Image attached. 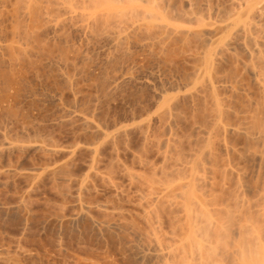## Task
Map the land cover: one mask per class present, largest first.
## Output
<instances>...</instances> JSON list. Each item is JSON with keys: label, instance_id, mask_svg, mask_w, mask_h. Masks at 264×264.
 Here are the masks:
<instances>
[{"label": "rangeland", "instance_id": "374dc122", "mask_svg": "<svg viewBox=\"0 0 264 264\" xmlns=\"http://www.w3.org/2000/svg\"><path fill=\"white\" fill-rule=\"evenodd\" d=\"M107 1L0 0V264H158L151 258L142 261L137 243L148 245L154 230L163 239L180 221V211L164 204L158 221L152 218L149 224L143 209L147 205L143 200L140 205L139 195L148 186L143 177L155 169L160 177L162 170L173 166L163 161L164 147L156 145L160 137L164 140L172 134L175 147L185 153L198 146L195 128L205 120L204 102L185 94L183 84L199 65L202 46L196 38L165 33L160 27L149 33L137 27L138 22L132 24L138 21L134 14L136 20L132 13L122 15L124 2ZM191 1L163 0V6L179 15ZM196 1L202 4L200 13L230 4L228 0ZM239 49L220 54L214 64L216 73L223 77L237 66L230 73L259 97L262 88L248 71L257 60ZM169 96H177L176 104L173 118L164 115L165 119L157 109L164 106L161 102H169ZM240 105L228 122L244 121L235 115ZM169 119L173 127L169 129L175 128L172 132L166 130ZM122 127L124 132L119 131ZM232 134L228 140L236 153L230 156L219 149L222 158H233L238 172H244L236 189L226 182L228 189L242 191L235 199L239 206L232 210L242 222L244 215H251L254 252L264 257V139L250 137L256 144L243 133ZM129 172L141 177L132 181ZM242 199L246 210L239 212ZM220 200L237 204L231 196ZM116 221H122V228L106 226Z\"/></svg>", "mask_w": 264, "mask_h": 264}, {"label": "bare ground", "instance_id": "6f19581e", "mask_svg": "<svg viewBox=\"0 0 264 264\" xmlns=\"http://www.w3.org/2000/svg\"><path fill=\"white\" fill-rule=\"evenodd\" d=\"M119 1L120 2L122 1L126 4V8H125L126 10L122 11L123 9L122 10L120 9L121 12H123L122 15L124 16L128 15L127 12L132 13L130 15L134 14L138 21H134L132 22V24L138 22L139 24L138 23L136 24L138 25L137 27L142 26L143 28H147L148 32H149V29H151L152 31L154 30L155 27L156 28L160 27V30L162 31H165L166 29L165 33H167V31H172L175 34H178V33L184 34L186 37H192L194 40L196 38L200 42V45L202 46V48L199 49L198 54L196 53L199 59V65L197 64L196 65L199 67L196 66L195 68H193L195 70V71L192 70V72L194 71L193 77L191 76V78H189L188 80L186 79L187 83L183 84V89H187L188 91L185 94L188 95L189 93L191 96H198V98L199 97L202 98L203 99L202 101L204 102L201 104H204L202 114H203V117H205V120L202 122V124L200 123L201 125H198V127L195 126L196 127L195 132L197 133V138L195 139H196V143H198V146L196 147V149H193V150L190 148L191 149L190 151H188L187 149L188 151L187 153L180 150V147L179 148L175 147L176 139L172 134H170L173 130V129L172 130L170 129L173 127L169 125V123L171 122L168 123V121L170 120L172 121V119L167 120V122H165L166 124H168V127L166 130L171 131V132H168L170 136L168 137V135L166 134L164 137L167 136V138H165L164 140H162V138L160 137L161 139L159 138V140L161 142L160 141H159L160 143L157 142L156 145L157 144L160 145L159 146L160 149H163L161 148V146L164 147L163 149L164 151L161 150V152L163 151V153L161 154L163 161L165 163L171 162L172 164L171 163L170 164L173 166H170L172 167L170 170H167L168 168H165V170L161 169L163 171L162 172L163 175L160 177L158 176L159 172L155 173L156 169L152 170L154 171L153 174L151 173L152 171L150 172V174H152V175L149 174L150 176H146L148 173H146V175L143 174L146 177H143L142 175L143 177L142 182L144 181L146 183L145 185H148V186L145 192H142L141 194L139 193L140 194L139 198L141 199L140 205L143 206V203H144V206L147 205L146 208H143V207L142 208L144 209V213L146 216L145 221H147L148 219H151V222L149 221L150 222L149 224L153 223L152 218L158 221L157 217H159L161 213V212L159 213V208L161 207V205L163 207L164 204L170 205V208L174 206L175 209L180 211L181 218H180V221H178L179 222L178 225H176L173 231L171 232L170 230L171 234L166 233V237H163V239H162V236L159 237V235L157 234V231L154 230L155 232L154 231L152 232L153 236H151L150 243L148 245L146 244L144 245L143 243L141 245L137 243L136 246L139 249L138 251L140 253L138 251L137 252L138 254H140L139 256L143 260L140 257L139 258L142 261H144V258L156 259L157 261H159L158 264H264L263 255L262 256L260 255L261 257H257L258 253L256 255V253L254 252L256 250H254V247H253V234L251 233L252 231H255V230H254V223L250 218L251 215L250 216H248V214L247 216L244 215L245 220H243L244 222H242L241 221L242 219L240 221L239 219H236V217L234 216L235 214L234 209L232 210V208L235 205L236 206L238 205V202H235V199L237 198L240 199L239 193L242 192L239 190V188L235 190L237 188L235 187L237 185L236 183L238 182L237 178L241 176L240 173L242 171H240V173L238 172L235 164H233L232 160H230L233 158H230L228 156L229 158H226L227 159L226 160L223 156L224 158L223 159L221 156L222 153L221 154L219 153L221 152L219 150L220 148H223V150H225L227 154L230 156L236 153V150H235L236 148L234 149V147L232 146L233 144L231 145V142L228 140L229 138L228 136L229 135L231 136V134L232 133L234 134V132H237V133L239 132V134H242V133L245 134L248 139L247 140L248 142H251V141L253 142L254 139L255 140L264 139V0H228L230 4L228 2L227 3L230 6L229 5L224 6V9L222 10L220 8L216 10L213 9V11H211L212 8L210 7H209L210 9L208 8L209 4L205 3V4H208L205 6H207L209 13L207 12H204V13L208 15H204L203 11L202 13H200L199 10L201 9L202 4L200 3L198 4L196 0L195 1L192 0L191 2H189V5L186 7L187 8L185 9L186 12L180 13L181 11L180 12L178 11L180 13L178 15L177 12L175 11L176 16H174L175 15L173 14L174 11L172 12L168 6H166L168 8L165 9V7L163 6V0H162V5H160L161 4L160 0H119ZM158 1L160 2V4L158 3ZM105 7L107 8V6ZM119 14L117 15L115 13V15L117 16H120ZM134 15L132 16L133 18H134ZM130 17L131 16H129V18ZM162 31L161 33L163 34ZM185 42H188V41H185ZM187 44L188 43H186V46H188ZM237 47L241 48L242 50L241 49L239 50L244 51L245 54L250 57V60H253V61L254 59L257 60L256 63L258 65L255 63L251 64L250 67H248L249 65L247 64L246 65L248 67V71L250 69L249 73L251 72L250 75H252V79L254 77L256 82H258L257 84H259L260 87L262 88V89L260 88L261 89L260 90L261 92L259 91L260 94L258 92L259 97H255L256 94L252 95L251 92L247 91V87L246 88L243 87L244 86L243 82L242 83L240 82L241 83L240 84L239 81L234 78L235 76L233 77L232 72L230 73L231 71L230 69H232V67L228 71L229 74H226L227 72L226 73L224 72L225 76L223 77L217 74L219 73L218 68H217L218 72L216 73V67L214 64H216L217 62L216 60L219 58L220 54L222 52L224 53V51L226 52L229 51L231 53V51L235 50ZM187 49L188 48H186L185 50ZM192 52L190 54H192ZM243 57H244V54H243ZM236 68L234 69L236 70ZM242 71H243V68H242ZM233 73H236V71H233ZM240 76H242V74ZM178 89L180 88L178 87ZM221 89H223V91L225 92H221L220 91ZM177 95H180V94L178 93ZM171 96H169L168 99L165 98L164 100L166 101L167 99L169 102L167 103L161 102L160 106H162L163 104L164 106L161 108L158 107L157 109V110L161 109V112L160 111L158 112L161 113L162 117L164 115L166 116L169 115L167 119L171 118L172 117L171 115H173L172 113L174 110V103H175L174 101L177 98V96H174V98L170 99ZM159 97H163V95ZM240 97H242V99ZM238 99L243 100L242 103L240 102L241 100L239 101ZM240 104H242V107ZM236 105H240L242 111L238 109L239 112H237L238 114H235V115L237 116L241 115V119L244 121L243 122L241 121L240 123L238 122V124L237 123L232 124L228 122L227 119L229 117H233L234 109H237ZM175 112L176 111H174V113ZM192 113L195 114V112H192ZM158 117H161V116L159 115ZM160 120H162V118ZM148 129H149V126H148ZM122 130H123V127L119 131H122ZM100 132H102L105 137L106 136L108 137V134L106 131L102 130ZM148 135L149 136L147 137L150 138V134ZM151 135L153 134L151 133ZM250 137H253L254 139L252 138L253 140H251ZM149 138L145 137V140L146 139L149 140ZM181 139L183 141V138ZM255 140L253 143L257 142L256 144H259L258 141L255 142ZM191 142L189 140L190 145H191ZM263 144L264 142L262 143V145ZM246 148H244L243 150L248 152L249 150L248 151L245 150ZM238 154L240 155V153ZM225 156H227L226 153H225ZM262 158L264 159V156H262ZM137 174H134V172H129L128 176L132 181L133 180L136 181L137 178L141 177L139 175L140 173H137ZM240 178L241 177H239L238 180ZM226 182H230L229 185L231 187H233L236 184L234 186L235 192L233 191V188L232 190L228 189V187L226 186L227 185ZM241 182L243 181L239 180V184ZM238 187L240 186L238 185ZM224 196L226 198L227 197L229 198L231 196V198L237 204H234L231 206V203L229 205V203L221 202L222 200L220 199H222ZM142 200L144 201L143 203H142ZM242 200H243V204H242L243 206L241 205L242 206L240 209L241 211L239 210V212H242V208L246 207V205H244V202H245L244 199ZM244 208H243V211L246 210V208L245 209ZM245 213H247V211L244 212L243 214ZM243 214L240 213V215H243ZM235 219L237 221H235ZM121 224H122V221L121 222L116 221L113 223H109L106 226H109V228H112V227L120 228L122 226ZM158 225L156 224V226ZM154 229L156 228L154 227ZM130 230H132V228ZM138 231L140 232V230ZM255 235H258V234L256 233ZM139 238L141 237L139 236ZM258 238L254 239V242L255 240H258ZM258 246H256L257 250H260L261 248H263L261 247L258 249ZM153 263H154V260H153Z\"/></svg>", "mask_w": 264, "mask_h": 264}]
</instances>
